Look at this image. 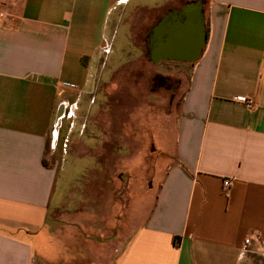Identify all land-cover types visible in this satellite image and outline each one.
<instances>
[{
  "label": "crops",
  "instance_id": "crops-1",
  "mask_svg": "<svg viewBox=\"0 0 264 264\" xmlns=\"http://www.w3.org/2000/svg\"><path fill=\"white\" fill-rule=\"evenodd\" d=\"M191 1L202 5L207 40L188 64L173 150L146 176L156 190L132 211L124 163L140 139L113 115L125 113L114 109L118 84L138 77L107 78L102 52L150 61L151 29ZM203 7L204 0H0V264L52 261L32 248L48 221L63 251L57 264L264 260V0H207L205 14ZM101 83L104 107L96 103ZM153 118L159 133L160 117ZM58 125L64 143L73 132L74 155L90 164L81 195L67 206L51 204L57 165L46 157L61 154L54 144L47 152Z\"/></svg>",
  "mask_w": 264,
  "mask_h": 264
},
{
  "label": "rangeland",
  "instance_id": "rangeland-1",
  "mask_svg": "<svg viewBox=\"0 0 264 264\" xmlns=\"http://www.w3.org/2000/svg\"><path fill=\"white\" fill-rule=\"evenodd\" d=\"M206 5L207 0H204V14L206 13ZM123 41L124 37L122 35L117 36L114 46H119L121 43H123ZM102 56L107 58V60H105L104 66L102 67L103 75H105L107 78L112 72L114 75L123 78L135 77L136 79L138 77L136 80L129 79L127 82L118 84V87L121 89L120 93L122 97L120 98V105L114 106V109L122 108L125 113L120 114L118 111H116V113L113 115L115 124H117L118 121L123 120L126 126L129 128L130 133L132 135L134 134L138 136L140 139L139 143H135L130 138V140H132L130 142L132 148L128 153L127 162L124 163V166L127 168V172L130 177L128 203L130 204L132 211H135L139 207H142V205L148 206L156 190L155 179L151 180L147 177L148 179L145 180L146 176L152 173L153 167L159 161H161L162 166V162L167 161V157L173 150L175 133L173 130L172 117L174 118V116L177 114L182 95L187 88L190 66L188 64L167 62L152 64L147 59V57H144V60L131 59L128 61L129 59H121V53L114 51H112L110 54L107 51L102 52ZM109 58L113 59L109 61ZM144 75L148 76L147 81L143 79ZM156 75L170 78L171 86L178 84L176 85L177 87L174 89L172 96L170 92L162 90H156L155 93L150 91L151 79ZM106 86L108 85L105 83L97 85L95 92L97 93L96 103H98V107H104L105 99L103 97V90ZM99 97L100 99H98ZM83 102L84 100L81 101V104H83ZM155 113L159 115L161 120V132L159 133H157L155 130L156 127L151 125L153 123L152 121L154 119L153 117H155ZM73 119L74 117H70L67 120L69 121V123L66 124L69 126L68 132H70V129L73 128V126H71V124H73ZM58 127L59 125L56 126L52 131V136L48 142L47 152H51L54 144V147L57 146L58 151L59 149L62 150L60 152L61 154L59 156L58 152L56 151L53 153L52 159L50 155L46 157L49 164L57 165V174L55 178L51 204L55 205L57 203L63 202V204L67 206L69 205L68 203L71 204L72 200L78 198V195H81V191H83L82 187L87 182V171L84 169L90 166V164L88 163L89 159L87 157L78 158L74 155L76 136L73 135V132L71 134L69 133L68 139L64 143L61 138L62 134H59ZM136 127L138 132L136 130L132 131L133 128ZM57 131L58 134L56 133ZM148 138H151L153 142L150 140L147 142ZM146 145H148V148ZM146 148L148 150L145 152L144 150ZM76 150L78 151V149ZM82 154L84 155V153H79L78 155ZM119 166H121V163ZM96 182L98 185L101 184L100 181ZM144 186H149L152 188L146 189ZM100 198H103V201H105L103 196H100ZM120 198V195H118L114 198V200L118 202L117 200ZM57 231L58 230L56 229V226L51 225L50 221H48L46 230L43 232V236L39 238L37 243H33L32 248H34V252H36V254H44L45 259H52V261L50 260L48 262H44L43 260L39 262V264H57V260L55 258L57 248L60 252H63L59 248L60 244L57 240ZM69 231H71V229L66 230L68 242L72 237V234L69 235ZM62 237L63 236L61 235L60 239ZM116 246V243H114V252L117 250ZM70 249L72 250V247H70ZM38 259L39 256L37 259H35V262ZM67 263L74 264V261L71 259L65 264ZM59 264H63V262H60ZM255 264H264V260L257 257L255 259Z\"/></svg>",
  "mask_w": 264,
  "mask_h": 264
},
{
  "label": "water",
  "instance_id": "water-1",
  "mask_svg": "<svg viewBox=\"0 0 264 264\" xmlns=\"http://www.w3.org/2000/svg\"><path fill=\"white\" fill-rule=\"evenodd\" d=\"M207 36L202 5L199 1L184 3L168 11L151 29L150 61L192 64L200 57Z\"/></svg>",
  "mask_w": 264,
  "mask_h": 264
},
{
  "label": "flooded vegetation",
  "instance_id": "flooded-vegetation-1",
  "mask_svg": "<svg viewBox=\"0 0 264 264\" xmlns=\"http://www.w3.org/2000/svg\"><path fill=\"white\" fill-rule=\"evenodd\" d=\"M157 64V63H156ZM178 85V84H176ZM171 86L170 85V78L166 76L156 75L151 79V88L150 91L152 93H155L156 90H162L166 92H170L171 96L173 95L174 89H176L177 86ZM172 99V97H171Z\"/></svg>",
  "mask_w": 264,
  "mask_h": 264
},
{
  "label": "built area",
  "instance_id": "built-area-1",
  "mask_svg": "<svg viewBox=\"0 0 264 264\" xmlns=\"http://www.w3.org/2000/svg\"><path fill=\"white\" fill-rule=\"evenodd\" d=\"M0 17H5L4 13H0ZM242 103H244L245 105H247L248 107H253V102L251 100H247V99H242L240 100ZM230 185V180L229 179H224L222 181V186L224 188H227Z\"/></svg>",
  "mask_w": 264,
  "mask_h": 264
},
{
  "label": "trees",
  "instance_id": "trees-1",
  "mask_svg": "<svg viewBox=\"0 0 264 264\" xmlns=\"http://www.w3.org/2000/svg\"><path fill=\"white\" fill-rule=\"evenodd\" d=\"M205 30H206V36H208V23H207V21L205 22Z\"/></svg>",
  "mask_w": 264,
  "mask_h": 264
}]
</instances>
